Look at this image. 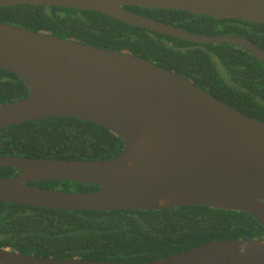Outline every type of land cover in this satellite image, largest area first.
<instances>
[{
    "label": "water",
    "instance_id": "1",
    "mask_svg": "<svg viewBox=\"0 0 264 264\" xmlns=\"http://www.w3.org/2000/svg\"><path fill=\"white\" fill-rule=\"evenodd\" d=\"M104 15L195 45L228 44L264 66V52L235 36L207 37L124 9L181 11L264 25V0H0ZM0 70L28 95L0 106V129L46 119L101 126L123 144L118 157L69 161L0 157V202L61 211H164L205 207L240 212L264 227V123L223 104L190 81L134 55L0 23ZM99 187L63 193L31 184ZM0 264H264V238L210 242L144 263L52 259L0 249Z\"/></svg>",
    "mask_w": 264,
    "mask_h": 264
},
{
    "label": "trees",
    "instance_id": "2",
    "mask_svg": "<svg viewBox=\"0 0 264 264\" xmlns=\"http://www.w3.org/2000/svg\"><path fill=\"white\" fill-rule=\"evenodd\" d=\"M124 9L195 35L243 38L264 52V25L181 11ZM0 23L140 57L264 123V66L239 47L195 45L72 9L0 8ZM27 95L28 89L14 74L0 70V106ZM122 149L121 140L112 132L78 119H46L0 129V157L95 162L118 157ZM17 173L0 169V179ZM31 185L63 193L99 188L70 182ZM263 238L264 227L252 216L205 207L106 213L0 202V249L44 259L144 263L210 242Z\"/></svg>",
    "mask_w": 264,
    "mask_h": 264
}]
</instances>
